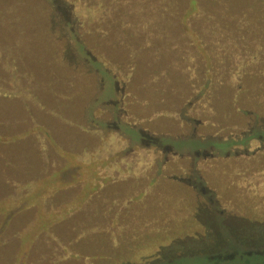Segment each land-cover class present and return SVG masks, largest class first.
I'll return each mask as SVG.
<instances>
[{"label":"rangeland","instance_id":"374dc122","mask_svg":"<svg viewBox=\"0 0 264 264\" xmlns=\"http://www.w3.org/2000/svg\"><path fill=\"white\" fill-rule=\"evenodd\" d=\"M65 1L0 0V264H264V0H169L163 31L160 0Z\"/></svg>","mask_w":264,"mask_h":264},{"label":"trees","instance_id":"16d2710c","mask_svg":"<svg viewBox=\"0 0 264 264\" xmlns=\"http://www.w3.org/2000/svg\"><path fill=\"white\" fill-rule=\"evenodd\" d=\"M65 1V0H63ZM68 3H71V9H72V15L71 17H69V19L67 20V24L70 23H74L77 20L81 19V22L83 20V24H85L84 19H88L89 17H93L96 14H103L106 11V6L103 5L100 8L95 7L94 4L90 3V0H67ZM67 1H65L67 3ZM162 1L160 6L158 7V11L160 14L157 13V15L161 16L160 19L152 16L151 13H148L144 18L141 19H137L138 24L137 25H141L142 20L144 21V25L145 27H149L150 26H157V28L161 31L166 29V24L170 25V23L173 21L171 20V18L168 16L173 14V12L171 11L172 9V4L171 2H169V0H167V2L165 3L164 0H160ZM123 3L126 4H130V0H123ZM105 3V1H104ZM169 4V5H166ZM137 10H142L143 8L141 7V5L137 4L136 5ZM109 8L110 4H109ZM100 10V11H99ZM153 12H157L154 9H151ZM110 14V13H109ZM136 14H139L138 12ZM202 14L199 15V21H197L198 23L194 22V21H190L187 24H189V28L190 31L193 32L195 34V37L192 36L193 38H197L200 42L201 45L203 46V49L206 51V54L208 55V57L210 58L211 61H215L217 64H221V66L223 68H225L227 72H225V74H228V77L231 78V80H235L237 77H239L242 73V71H245L246 69H248L251 66L252 63V57H245V56H240L238 54H235L234 52L232 53V51L234 50H228L231 55H229L227 49H233L235 47H233V44H231L230 42H226V43H222V42H217L216 39L212 40V38H207L206 35H211L213 34L214 36L216 34H214L213 32H209L207 33V29H203V27L200 25L201 21L204 22L205 18L201 16ZM105 18V17H104ZM102 18V19H104ZM134 22H133V26H134ZM196 26H195V25ZM201 26V29H198ZM134 28L136 29L135 31H138V27L134 26ZM198 33V34H197ZM208 44H210V46H208ZM220 48L222 47L224 50L226 51H222V53L220 52H213L211 51L212 48ZM83 48H85V46L83 45ZM194 49L198 50V48L196 46H194ZM200 51V50H198ZM6 50H4V48H2L0 46V62H4V67L7 71H14L15 65L13 63L10 62V54H6ZM182 55H184L181 52ZM228 54V55H227ZM226 59V60H225ZM6 62V63H5ZM94 62H97V64H104V67H108L107 63H105V60H98L97 58L95 59ZM109 72V70H107ZM110 73V72H109ZM15 77H11V82H16ZM238 79V78H237ZM16 90L12 91L11 93L6 91V89L3 88L2 90V94L5 96H15L16 94ZM125 145L124 148L128 147L129 143L124 141ZM102 147H103V151L99 152V150L97 149L96 152H94L95 158H92L91 155L93 154V150H86L88 151V153H86L84 155V158L86 159L87 157H89L87 159L88 162L92 161L93 159H98L97 157L103 158L104 153H107L108 151L105 150H109L113 147L112 142L109 141L107 143H105V141L102 142ZM112 145V146H110ZM115 148H112V150H110L108 156H110V154L113 153V150ZM150 150H143L137 157L136 159H134L133 161H129L127 164V169L124 170L122 168H120V172L121 174H133V175H138L144 172V170L147 168L148 166V161L150 159ZM91 158V159H90Z\"/></svg>","mask_w":264,"mask_h":264}]
</instances>
